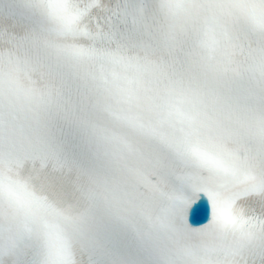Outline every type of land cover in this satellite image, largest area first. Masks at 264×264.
Instances as JSON below:
<instances>
[{"label":"snow or ice","instance_id":"snow-or-ice-1","mask_svg":"<svg viewBox=\"0 0 264 264\" xmlns=\"http://www.w3.org/2000/svg\"><path fill=\"white\" fill-rule=\"evenodd\" d=\"M0 264H264V0H0Z\"/></svg>","mask_w":264,"mask_h":264}]
</instances>
